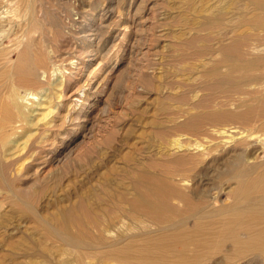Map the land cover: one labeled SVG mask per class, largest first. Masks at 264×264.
Masks as SVG:
<instances>
[{
	"label": "rangeland",
	"instance_id": "obj_1",
	"mask_svg": "<svg viewBox=\"0 0 264 264\" xmlns=\"http://www.w3.org/2000/svg\"><path fill=\"white\" fill-rule=\"evenodd\" d=\"M262 1L0 0V41L5 33L31 30L43 55L52 57L48 74L39 75L45 89L21 104L34 111L35 122L43 118L29 134L51 136L61 159L40 172L36 185L0 189V264H112L108 254L133 235L159 233L132 212L134 185L144 174L161 177L178 156L197 161L203 147L194 144L206 141L208 121L182 125L209 112L204 100L257 84L244 86L242 71L227 76L218 49L240 41L253 45L249 57L264 53ZM79 88L88 95L80 106L89 110V130L78 127L83 110L76 107L64 133L61 117ZM84 207L100 233L85 237L74 223H84ZM71 237L87 247L72 245Z\"/></svg>",
	"mask_w": 264,
	"mask_h": 264
},
{
	"label": "bare ground",
	"instance_id": "obj_2",
	"mask_svg": "<svg viewBox=\"0 0 264 264\" xmlns=\"http://www.w3.org/2000/svg\"><path fill=\"white\" fill-rule=\"evenodd\" d=\"M262 4L264 8V1ZM31 32H8L0 41V189L36 185L40 172L61 160L51 136L39 138L36 133L29 134L43 118L35 122L34 111L21 104L24 100L39 98L38 93L45 89L40 72L47 73V65L52 60L43 55ZM251 47L239 41L218 50L228 67L227 76L242 71L244 86L251 83L258 86L251 84L243 88L238 84L233 95L231 92L224 96L211 95L202 102L210 108L209 112L195 114L182 125L188 129L199 128L208 121L206 141L194 144L196 148L203 147L200 158L196 161L192 156H178L161 169V177L149 174L140 177L133 188L131 210L155 223L159 233L152 236L146 231L133 235L132 240L108 254L110 263L236 264L251 255L245 264L264 261V84L261 83L264 53L249 57L254 53ZM93 51L87 50V54ZM217 88L214 86L213 90ZM83 89L71 95L77 98L61 117L59 130L64 133L69 132L68 115L76 107L83 110L78 127L84 132L88 129L89 110L80 106L88 96ZM230 101H233L230 105L234 106L233 110L228 108ZM21 140L24 142L18 146ZM167 178L187 185V191ZM221 193L228 196V202H220ZM83 210L84 223L74 222V218L73 222L85 229V237L92 230L100 233V224L91 211L85 207ZM76 238L71 237L72 245L87 247L85 240Z\"/></svg>",
	"mask_w": 264,
	"mask_h": 264
}]
</instances>
